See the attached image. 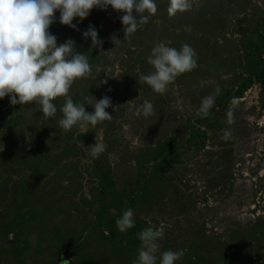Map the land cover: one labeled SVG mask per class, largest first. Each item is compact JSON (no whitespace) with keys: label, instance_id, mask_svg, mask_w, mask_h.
Masks as SVG:
<instances>
[{"label":"rangeland","instance_id":"rangeland-1","mask_svg":"<svg viewBox=\"0 0 264 264\" xmlns=\"http://www.w3.org/2000/svg\"><path fill=\"white\" fill-rule=\"evenodd\" d=\"M156 4L130 36L111 6L74 18L75 29L58 19L49 26L92 69L69 95L109 97L110 120L64 132L63 97L48 119L35 102L0 100V264H133L149 224L163 226L161 251L183 250L175 264H264V0H192L172 17L167 0ZM90 25L101 45L81 35ZM159 41L196 53V67L163 94L138 82ZM143 100L153 104L148 117L136 111ZM95 142L105 146L99 156ZM129 208L134 227L120 232L116 220Z\"/></svg>","mask_w":264,"mask_h":264},{"label":"clouds","instance_id":"clouds-1","mask_svg":"<svg viewBox=\"0 0 264 264\" xmlns=\"http://www.w3.org/2000/svg\"><path fill=\"white\" fill-rule=\"evenodd\" d=\"M109 6L123 13L119 19L124 36L135 33L140 25L157 13L156 0H0V100L7 96L11 105L35 102L43 117L48 119L57 112L53 103L55 98L63 97L64 102L59 109L62 116L57 123L64 132L74 126L83 130L110 120L111 114L105 111L111 105L109 97L97 100L91 96L82 102L73 101L69 95L72 83L86 78L92 71L88 57L75 50L73 39L58 43L57 37L48 30L57 19L59 23L75 29L74 18L82 21L93 8L106 10ZM191 6L192 0H167L166 11L172 17ZM55 12L59 13L58 17ZM81 35L85 39L90 38L93 46L103 43L91 25ZM195 56V51L188 44L174 48L166 41L156 42L146 57L152 71L140 74L138 82L148 85L157 94H163L177 76L196 67ZM96 71L100 72L99 66ZM115 71L119 73L118 65ZM216 92L219 93V88ZM85 104L92 106L91 112L85 110ZM213 104V95L203 97L198 114L207 116ZM136 111L148 117L153 114V104L150 100H143L136 106ZM138 139L132 141L133 145ZM104 147L102 142L93 143L91 155L99 156ZM3 148L4 145L0 146V151ZM64 183L66 185L67 181ZM134 224V212L130 208L116 220L120 232L134 227ZM162 227L149 224L137 233L140 247L133 264H175L181 259L183 250L161 251Z\"/></svg>","mask_w":264,"mask_h":264},{"label":"trees","instance_id":"trees-1","mask_svg":"<svg viewBox=\"0 0 264 264\" xmlns=\"http://www.w3.org/2000/svg\"><path fill=\"white\" fill-rule=\"evenodd\" d=\"M262 83H264V81H263ZM241 94H242V90H238V91L235 93L236 96H239V95H241ZM168 139L170 140L171 137H169ZM156 148H157V147H156ZM159 148H160V147H159ZM147 154H148V153H146V154L143 153V154H141L142 156H140V157H145V156H147V157H146L147 160L154 161V162L157 161V160H154V155H152V154L147 155ZM136 157H137V158H136V162H137V165H138V164H140V162H141L140 160H141V159L138 158V157H139L138 155H136ZM160 163H161V162H160ZM138 166H139L140 169H142V166H140V165H138Z\"/></svg>","mask_w":264,"mask_h":264},{"label":"crops","instance_id":"crops-1","mask_svg":"<svg viewBox=\"0 0 264 264\" xmlns=\"http://www.w3.org/2000/svg\"><path fill=\"white\" fill-rule=\"evenodd\" d=\"M261 7V6H260Z\"/></svg>","mask_w":264,"mask_h":264}]
</instances>
